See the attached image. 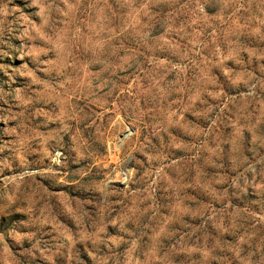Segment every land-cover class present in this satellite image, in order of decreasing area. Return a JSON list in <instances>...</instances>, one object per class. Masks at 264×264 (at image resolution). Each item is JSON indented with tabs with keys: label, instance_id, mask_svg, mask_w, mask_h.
Masks as SVG:
<instances>
[{
	"label": "rangeland",
	"instance_id": "rangeland-1",
	"mask_svg": "<svg viewBox=\"0 0 264 264\" xmlns=\"http://www.w3.org/2000/svg\"><path fill=\"white\" fill-rule=\"evenodd\" d=\"M0 264H264V0H0Z\"/></svg>",
	"mask_w": 264,
	"mask_h": 264
}]
</instances>
